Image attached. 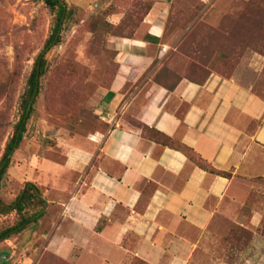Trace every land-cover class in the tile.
<instances>
[{
	"label": "rangeland",
	"instance_id": "obj_1",
	"mask_svg": "<svg viewBox=\"0 0 264 264\" xmlns=\"http://www.w3.org/2000/svg\"><path fill=\"white\" fill-rule=\"evenodd\" d=\"M63 1L69 15L61 26V41L47 53L34 112L1 182L0 199L5 203L12 202L27 182L37 185L48 200L56 197L55 192L64 201L69 196L70 184L58 191L56 176L47 165L63 164L66 141L104 131L97 113L98 96L116 73L113 39L130 35L152 4V0ZM216 14L222 17L214 21ZM54 17L43 0H0V158L19 119L20 95ZM166 42L174 45L169 61L181 73L190 72L198 79L208 72L234 77L264 99V0H174ZM191 64L195 68L189 69ZM193 157V163L200 162ZM66 178L74 180L73 175ZM47 204L36 223L0 241V260L7 264H76L74 247L71 260H66L59 254L61 244L53 243L69 234L70 223L61 214L63 205ZM126 216L122 210L120 220ZM16 221L15 212L0 214V230ZM105 224L102 219L99 226ZM177 227L178 236L191 244L189 252L165 246L170 252L161 264L174 257L180 258L177 264H264V177L244 183L241 205L230 213L227 209L216 212L205 231ZM149 234L131 230L126 243ZM154 237L167 238L168 233ZM84 261L93 264L90 258ZM130 264L147 263L134 259Z\"/></svg>",
	"mask_w": 264,
	"mask_h": 264
},
{
	"label": "crops",
	"instance_id": "obj_2",
	"mask_svg": "<svg viewBox=\"0 0 264 264\" xmlns=\"http://www.w3.org/2000/svg\"><path fill=\"white\" fill-rule=\"evenodd\" d=\"M173 3L152 0L136 35L113 39L116 73L98 96L104 131L66 141L63 164L47 165L57 190L65 183L71 189L65 201L59 192L52 200L43 197L63 205L61 214L70 223V235L53 239L62 245L61 258L71 260L74 247L76 264H86L85 257L93 264L134 259L161 264L174 247L189 252V240L176 232L179 224L205 231L216 212L241 205L244 183L264 177V99L216 72L202 82L190 80L169 61L175 50L166 42ZM145 35L156 41L144 40ZM130 119L188 147L230 177L209 173L182 150L150 140ZM70 175L74 180L66 178ZM122 210L127 216L120 220ZM102 219L105 226H99ZM131 230L150 234L128 244ZM162 231L167 238L154 237Z\"/></svg>",
	"mask_w": 264,
	"mask_h": 264
},
{
	"label": "trees",
	"instance_id": "obj_3",
	"mask_svg": "<svg viewBox=\"0 0 264 264\" xmlns=\"http://www.w3.org/2000/svg\"><path fill=\"white\" fill-rule=\"evenodd\" d=\"M49 9L54 12V22L51 28V32L46 38L42 48L36 55L33 63V67L31 72L26 80V84L22 94L20 95L19 99V119L13 126V133L12 136L7 141L3 154L0 158V189H1V182L3 180L4 175L6 174L10 164L12 154L16 149L19 148L20 144L23 141L24 133L26 132L27 122L32 116L34 112V106L36 102V98L40 92V79L45 74L46 66H47V53L51 50V48L58 44L61 41L60 30L62 24L67 19L69 12L66 8V2L63 0H43ZM150 7L144 13L143 17L141 18L140 22L138 23V27L141 25L144 16L148 12ZM137 27V28H138ZM135 28L130 35H125L121 37H128L131 38L135 35ZM144 40L155 42L156 39L149 35L144 36ZM195 68L194 64L190 65V68ZM210 72H208L209 74ZM190 74V75H189ZM207 74V75H208ZM204 78H195L189 72L188 75H185L188 79L202 82ZM172 88V87H169ZM130 123L133 126H136L142 130V134L153 140L161 145L164 146H171L182 150L190 160H195L193 156H196L192 153V151L182 145L181 143L171 139L170 137L160 133L159 131L148 127L147 125L136 121L134 119H130ZM199 163H196L197 166L212 173L217 176L223 177H230V173L216 170L212 166L208 165L207 163L201 161L199 159ZM202 162V163H201ZM47 206L46 199L41 196V192L37 185L31 182H27L24 188L19 192L16 198L10 202L5 203L3 200L0 199V214H8L11 212H15L17 215V221L10 227L0 230V241L8 239L10 236L19 234L24 231L29 225L36 223L40 217L42 216V212ZM32 209V212L30 210ZM99 229V227L97 228ZM6 260H0V264H7Z\"/></svg>",
	"mask_w": 264,
	"mask_h": 264
},
{
	"label": "built area",
	"instance_id": "obj_4",
	"mask_svg": "<svg viewBox=\"0 0 264 264\" xmlns=\"http://www.w3.org/2000/svg\"><path fill=\"white\" fill-rule=\"evenodd\" d=\"M202 2H205V3H207V2H209V0H201Z\"/></svg>",
	"mask_w": 264,
	"mask_h": 264
}]
</instances>
